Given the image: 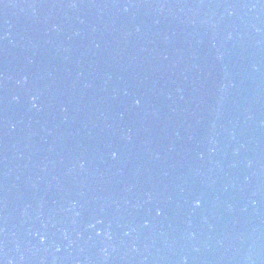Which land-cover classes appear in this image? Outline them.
Instances as JSON below:
<instances>
[{
    "label": "water",
    "instance_id": "water-1",
    "mask_svg": "<svg viewBox=\"0 0 264 264\" xmlns=\"http://www.w3.org/2000/svg\"><path fill=\"white\" fill-rule=\"evenodd\" d=\"M0 264H264V0H0Z\"/></svg>",
    "mask_w": 264,
    "mask_h": 264
}]
</instances>
